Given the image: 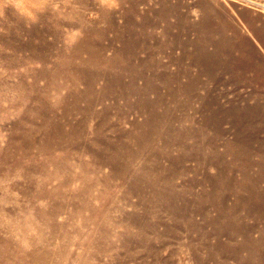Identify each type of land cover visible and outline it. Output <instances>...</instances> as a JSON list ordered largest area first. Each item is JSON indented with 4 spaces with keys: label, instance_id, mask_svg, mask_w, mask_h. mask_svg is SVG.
<instances>
[{
    "label": "rangeland",
    "instance_id": "obj_1",
    "mask_svg": "<svg viewBox=\"0 0 264 264\" xmlns=\"http://www.w3.org/2000/svg\"><path fill=\"white\" fill-rule=\"evenodd\" d=\"M0 264H264V0H0Z\"/></svg>",
    "mask_w": 264,
    "mask_h": 264
},
{
    "label": "snow or ice",
    "instance_id": "obj_2",
    "mask_svg": "<svg viewBox=\"0 0 264 264\" xmlns=\"http://www.w3.org/2000/svg\"><path fill=\"white\" fill-rule=\"evenodd\" d=\"M102 5L115 6V0H100Z\"/></svg>",
    "mask_w": 264,
    "mask_h": 264
},
{
    "label": "clouds",
    "instance_id": "obj_3",
    "mask_svg": "<svg viewBox=\"0 0 264 264\" xmlns=\"http://www.w3.org/2000/svg\"><path fill=\"white\" fill-rule=\"evenodd\" d=\"M9 2H11V0H9Z\"/></svg>",
    "mask_w": 264,
    "mask_h": 264
}]
</instances>
